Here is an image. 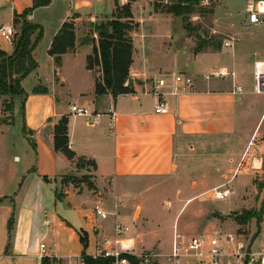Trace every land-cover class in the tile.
I'll return each mask as SVG.
<instances>
[{
  "label": "crops",
  "instance_id": "crops-1",
  "mask_svg": "<svg viewBox=\"0 0 264 264\" xmlns=\"http://www.w3.org/2000/svg\"><path fill=\"white\" fill-rule=\"evenodd\" d=\"M115 1L52 0L49 6L38 8L28 16L30 22L43 27L44 37L33 53L38 69L22 81V86L24 88L32 75L40 76L39 71L44 65L52 70L53 78H50L49 87H44L43 93L33 92L30 95L24 88L28 97L20 109L25 124L23 130L26 128L33 140V158L27 161L29 176L52 185L64 176L80 172L75 161H70L54 149V127L63 116H67L70 149L77 158L95 161V191L99 190V194L107 196L114 193L118 200L130 187L128 184L138 179L170 178L177 174L181 164L185 163V153L196 148L195 142L239 137L244 142L243 146L247 147L253 137L260 134V121L253 125L249 119L256 105L253 100L264 96L254 90V60L264 55V26H251L247 16L229 14L228 18L222 19L214 14L210 35L204 37V46L190 41L186 48L173 50L183 58L177 64L188 62L189 65L186 71L178 72L195 80V88L191 92L175 95L171 76L177 73L171 74L170 68L161 63L150 67L147 43L140 49L134 44L135 37L132 35L136 34L139 25L134 18V6L142 3L151 16H167L171 23L178 18L153 12L148 0H135L131 8L132 21L137 27L131 33L134 52L130 69V84L134 93L114 100L110 94L99 97L95 94L100 72L98 68L88 69L87 59L97 41L90 40L89 33H84L82 29L85 28L84 20L95 22L112 13ZM120 1L124 4L128 0ZM217 1L223 3L222 0ZM32 5L33 0H0V28L14 27L15 15L22 14ZM66 22H72L76 27V47L62 57V65L57 67L55 58L48 51ZM182 31L178 41H182ZM169 36L174 39L172 33ZM217 38L223 39V42H216ZM7 43L9 48L0 50L11 54L13 44ZM138 60L144 65L143 72L136 68ZM220 70L227 71L229 75L206 78ZM160 78L168 82L159 92L168 108L167 114L155 112L158 96L144 90ZM37 81L39 86H43L41 78ZM238 86L241 87L240 92L236 90ZM31 99H35L33 104ZM37 101L39 104H35ZM72 104L87 108L92 116L72 114ZM111 110L116 113L114 122ZM15 160L20 161L19 157ZM110 182L113 188L105 189ZM23 184L17 192L0 195V264H43L44 259L50 264H84V251L91 256L104 237L114 236V227L108 229L93 210L99 204L108 213L112 212L109 210L112 204L110 198L99 200L90 192L72 186L67 187L61 197L56 191L55 194L50 191L55 196V209L50 217L46 216L38 222L37 208L30 206L38 192L35 187ZM84 198L92 202L90 210L84 208ZM62 201L68 205L60 211L57 204ZM117 204L114 202L113 206ZM37 233L45 235L47 243L41 242L34 250L33 238ZM82 236L87 241L86 250ZM255 240L256 237L253 248L264 247H255ZM42 244L46 245L48 253L44 258H40Z\"/></svg>",
  "mask_w": 264,
  "mask_h": 264
},
{
  "label": "rangeland",
  "instance_id": "rangeland-1",
  "mask_svg": "<svg viewBox=\"0 0 264 264\" xmlns=\"http://www.w3.org/2000/svg\"><path fill=\"white\" fill-rule=\"evenodd\" d=\"M173 1L148 0L147 2L153 12L168 14L166 9ZM222 2L221 4L217 0L213 3L208 0L202 1L193 13L188 15L187 20L170 14L178 18L174 19V23H171L167 16H151L150 11L145 10L142 3H137L134 6V18L139 25L136 34L132 35L135 37L134 44L140 49L147 43L150 67L161 63L170 68L171 74L186 71L188 62L177 64L183 58L178 57L179 54L174 53V49H184L190 41H194L196 45L199 44V41L195 39L196 33L209 37L214 14L216 18L222 19L228 18L229 14L247 16L246 0H222ZM127 3L128 1L123 4L122 1L116 0L112 13L98 18L95 22L84 20L83 32L89 33L90 40L98 41L99 34L95 27L113 21L118 13L117 7L121 8ZM187 24L193 28V31L186 29ZM136 27L137 24L133 22V31ZM181 31L183 32L182 41H178ZM171 33L173 40L169 36ZM216 42L222 43L223 39L217 38ZM8 48L9 43L0 36V49ZM172 65L175 66L172 67ZM143 66L138 60L136 68L143 72ZM39 72L42 75H32L24 84V88L30 95L34 92L33 87L40 85L38 78L42 79L43 87L48 86V81L53 78L52 70L46 65ZM153 86L154 83L147 88L148 90L146 88L144 90L153 92ZM8 100V98L0 99V195L17 192L25 179L23 185H31L38 192V196H35L30 204L31 207L37 208L38 222L44 220L46 216L50 217V213L54 211V191L58 197H61L63 193L65 194L67 187L72 186L74 189L90 192L99 200L103 197L110 198L112 204L109 210L113 214L105 221L99 219L106 223L108 229H113L116 221L123 220L130 228L127 236L134 239L136 254L168 253L176 233L195 237L239 231L247 239L256 236L255 247L264 245V223L261 224V232L258 234L256 219H249L246 224L236 220L238 214L251 210L257 211L264 207V172L240 173L235 176L238 163L248 150V146L244 147V142L239 137L195 142L196 148L185 153V163L181 164L178 173L173 177L138 179L128 184L130 187L126 188L124 195L117 200L114 193L107 196L105 193L99 194V190L95 191L93 168L90 165L84 166L77 174L67 175L61 180L52 182V185H47L43 179L38 181L35 176H29L27 161L33 158L34 151L32 135H29L26 128L23 130L25 124L20 109L23 99L14 100V113L5 108ZM34 101L35 99H31L32 104ZM253 101L256 105L249 120L251 124L254 123L253 125L260 121L261 132L255 138V145L251 147L249 154L259 156L264 150V116L262 118L264 96ZM35 104H39V101ZM16 157H19L20 161H16ZM226 183L233 188V195L224 201L214 200L213 189ZM99 188L103 189L100 186ZM110 188H113L111 182L105 189ZM50 191L53 194H50ZM83 201L86 210L93 207L89 198H84ZM114 202H118L116 207L113 206ZM67 205V202L62 201L57 204V208L61 211L63 206ZM227 214H233V218H226L224 215ZM49 223L51 226L52 223L50 221ZM41 242L47 243V237L37 233L33 238L34 250ZM163 262L164 260L159 258L158 263Z\"/></svg>",
  "mask_w": 264,
  "mask_h": 264
},
{
  "label": "trees",
  "instance_id": "trees-1",
  "mask_svg": "<svg viewBox=\"0 0 264 264\" xmlns=\"http://www.w3.org/2000/svg\"><path fill=\"white\" fill-rule=\"evenodd\" d=\"M119 1V0H118ZM135 0H128L123 7H117L115 19L107 24H101L95 27L99 34L98 41L93 46V52L88 56V69L98 68L100 72L96 79V96L112 95L114 100L119 96L134 93V88L130 84V69L133 64V40L131 32L133 31V14L131 5ZM204 0H174L167 7L166 13L176 17L186 19L188 15L200 5ZM210 3L216 0H208ZM52 0H33L31 8L25 10L22 14H16L14 17V27L17 33L13 39L14 50L11 54L0 50V99L8 98L6 110L14 113L15 99H23V103L28 97L27 92L22 86V81L31 73L38 69V63L33 53L44 37V29L41 25L34 24L28 20V16L36 9L46 7ZM186 29L193 31L190 25ZM76 47V27L72 22H66L57 35L54 37L49 55L55 58L57 67L62 65V57L72 52ZM43 86L34 89V93H43ZM69 118L63 116L54 127V149L62 153L70 161L76 162L78 169L90 165L95 168V161L77 158L76 154L69 147L68 135ZM93 188V187H92ZM263 188V186H262ZM233 215V214H232ZM256 219L257 233L261 232V224L264 220V207L257 211L243 212V219L236 218L241 224H246L248 220ZM9 222V230L11 222ZM256 236H253L255 239ZM84 249H87L85 237H81ZM130 264H144L142 259L133 255H123ZM84 264H110L109 259H94L85 253L82 254ZM43 264H50L46 259ZM151 264H159L157 261Z\"/></svg>",
  "mask_w": 264,
  "mask_h": 264
},
{
  "label": "built area",
  "instance_id": "built-area-1",
  "mask_svg": "<svg viewBox=\"0 0 264 264\" xmlns=\"http://www.w3.org/2000/svg\"><path fill=\"white\" fill-rule=\"evenodd\" d=\"M248 23L254 27L264 26V0H246V9ZM17 33L13 26H3L0 28V36L7 42H13ZM229 46V44H226ZM227 71L220 70L209 77L227 76ZM234 75V74H233ZM173 92L175 95L191 92L195 88V80L192 76L177 73L172 75ZM165 78L157 79L154 82L153 93L158 96V102L155 106V112L158 114H167L166 103L160 97V90L167 86ZM238 92L241 87H237ZM254 90L257 94H264V55L257 56L254 60ZM70 112L77 116H92L87 109L72 104ZM112 122L116 119L115 111L110 112ZM255 136L248 146V150L238 163L236 175L240 173L264 172V150L259 156L249 154V150L255 145ZM230 183V182H229ZM229 183L213 189V199L224 201L234 193ZM95 215L101 220L109 219L110 213L105 211L101 205L94 208ZM130 228L123 220L116 221L114 226V236L104 237L96 246L95 253L91 255L94 259H109L110 264H130L123 255H133L143 260L144 264H151L153 261L163 259L162 264H264V247L260 249L253 248V241L239 232L217 233L213 235H200L187 237L176 233L173 237L171 250L165 254H136L134 239L127 235ZM47 253L46 245L40 246V258H44ZM161 264V263H159Z\"/></svg>",
  "mask_w": 264,
  "mask_h": 264
},
{
  "label": "water",
  "instance_id": "water-1",
  "mask_svg": "<svg viewBox=\"0 0 264 264\" xmlns=\"http://www.w3.org/2000/svg\"><path fill=\"white\" fill-rule=\"evenodd\" d=\"M195 39L199 41V45H204L205 42H206V39L202 36L201 33H196L195 35ZM226 218L228 219H232L233 218V215L232 214H227V215H224ZM237 218L239 219H243V214H238L237 215Z\"/></svg>",
  "mask_w": 264,
  "mask_h": 264
}]
</instances>
